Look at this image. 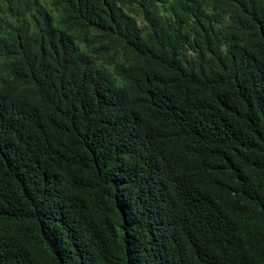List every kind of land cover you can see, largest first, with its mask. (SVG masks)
<instances>
[{
    "label": "trees",
    "instance_id": "1",
    "mask_svg": "<svg viewBox=\"0 0 264 264\" xmlns=\"http://www.w3.org/2000/svg\"><path fill=\"white\" fill-rule=\"evenodd\" d=\"M0 264H264V0H0Z\"/></svg>",
    "mask_w": 264,
    "mask_h": 264
}]
</instances>
